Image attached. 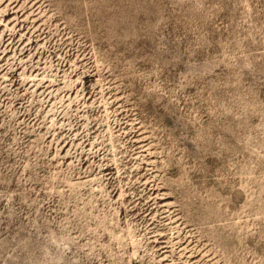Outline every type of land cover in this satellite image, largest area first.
Returning a JSON list of instances; mask_svg holds the SVG:
<instances>
[{
	"label": "rangeland",
	"instance_id": "374dc122",
	"mask_svg": "<svg viewBox=\"0 0 264 264\" xmlns=\"http://www.w3.org/2000/svg\"><path fill=\"white\" fill-rule=\"evenodd\" d=\"M0 264H264V0H0Z\"/></svg>",
	"mask_w": 264,
	"mask_h": 264
}]
</instances>
